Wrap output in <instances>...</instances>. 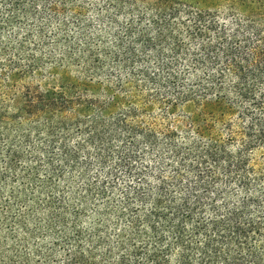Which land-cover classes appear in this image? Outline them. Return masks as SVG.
<instances>
[{"label":"trees","instance_id":"obj_1","mask_svg":"<svg viewBox=\"0 0 264 264\" xmlns=\"http://www.w3.org/2000/svg\"><path fill=\"white\" fill-rule=\"evenodd\" d=\"M202 1L0 0V264H264V0Z\"/></svg>","mask_w":264,"mask_h":264},{"label":"rangeland","instance_id":"obj_2","mask_svg":"<svg viewBox=\"0 0 264 264\" xmlns=\"http://www.w3.org/2000/svg\"><path fill=\"white\" fill-rule=\"evenodd\" d=\"M187 1H197L200 4L208 5V3L206 1H202V0H187ZM90 17L92 19H95V16H94V13L93 12H90ZM94 21H97V20L95 19ZM95 28L101 29V28H103V25H101V24H95Z\"/></svg>","mask_w":264,"mask_h":264}]
</instances>
